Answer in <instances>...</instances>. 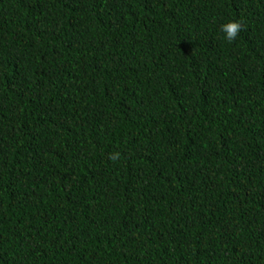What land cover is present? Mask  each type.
I'll use <instances>...</instances> for the list:
<instances>
[{"label": "trees", "instance_id": "trees-1", "mask_svg": "<svg viewBox=\"0 0 264 264\" xmlns=\"http://www.w3.org/2000/svg\"><path fill=\"white\" fill-rule=\"evenodd\" d=\"M0 264H264V0H0Z\"/></svg>", "mask_w": 264, "mask_h": 264}, {"label": "clouds", "instance_id": "clouds-1", "mask_svg": "<svg viewBox=\"0 0 264 264\" xmlns=\"http://www.w3.org/2000/svg\"><path fill=\"white\" fill-rule=\"evenodd\" d=\"M242 25L239 21L233 20L229 21L223 25H221V31L224 33V38L227 42L231 43L233 42L239 35L241 31ZM120 154L119 153H113L109 154L110 160H118Z\"/></svg>", "mask_w": 264, "mask_h": 264}]
</instances>
